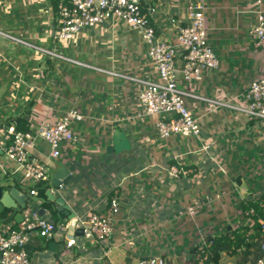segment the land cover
<instances>
[{"label":"crops","instance_id":"crops-1","mask_svg":"<svg viewBox=\"0 0 264 264\" xmlns=\"http://www.w3.org/2000/svg\"><path fill=\"white\" fill-rule=\"evenodd\" d=\"M198 1L206 7L208 41L220 67L206 72L198 83L186 84L178 75L177 84L200 97L238 100L251 82L264 77V51L254 46L250 35L256 12L260 9L264 15V0L261 7L253 0L146 3L155 9L152 16L162 36L175 43L177 27L187 25L188 5ZM53 2L0 0V146L8 143L7 129L12 126L8 121L32 103L26 117L29 131L43 120L77 110L83 120L73 124L76 139L61 147L57 159L48 158L49 147L43 142L32 153L49 163L51 193L56 170L66 161L79 163L73 179L58 189L76 220L106 211L114 195L119 211L105 242L91 245L74 236L75 245L67 247V221L54 202L48 198L50 210L45 200L28 195L33 184L0 154L2 192L16 188L28 198L24 221L34 206L46 209L57 221L52 235H32L31 264H137L154 256L168 264L187 263L191 249L207 231L215 234L229 228L226 219L237 199L231 197L227 179L244 181L245 164L258 157L251 130L259 126L233 110L189 98L186 105L201 128V138L160 140L155 124L162 117L140 115L142 86L137 80H159L140 33L125 24L106 25L59 42ZM177 61L182 63L180 52ZM114 125L125 132L131 149L107 154ZM206 145L208 149L203 148ZM172 166L189 173L172 179L167 175ZM246 178L247 183L253 180L249 172ZM4 213L0 229L19 225L10 217L11 210ZM220 264L234 263L224 258Z\"/></svg>","mask_w":264,"mask_h":264},{"label":"built area","instance_id":"built-area-1","mask_svg":"<svg viewBox=\"0 0 264 264\" xmlns=\"http://www.w3.org/2000/svg\"><path fill=\"white\" fill-rule=\"evenodd\" d=\"M261 7L262 0H253ZM206 7L200 1L187 7V25L176 29L175 43L162 36L153 18L154 8L147 6L146 0H57V23L55 39L59 42L72 41L79 33L98 27L125 24L138 31L148 46V57L154 64L159 80H137L142 89L138 95L141 116L162 117L155 124L160 140L172 136L201 138V128L186 105L189 98L200 99L216 108L233 110L256 123L264 130V77L251 82L244 93L237 98L214 100L200 97L181 88L177 84L178 75L186 84L201 82L208 71H216L220 60L208 41V25L205 18ZM257 20L251 26L250 35L256 48L264 51V15L259 9ZM0 35H3L0 33ZM52 56L55 53L44 51ZM181 53L182 63L177 61ZM83 120V116L75 109L64 112L56 119L43 120L35 131H15L11 126L7 129L9 142L0 146V154L23 171L26 182L34 187L38 183H49L51 168L48 162L41 161L33 155L40 142L49 147L48 158L57 159L61 147L75 141L74 122ZM208 149L209 146L203 147ZM188 171L177 166L168 169L167 175L178 179L187 175ZM30 196H37V190L31 188ZM119 211L118 197L114 195L109 208L101 213H94L83 220H77V227L82 229L83 241L94 245L101 244L110 238L114 217ZM253 211L250 213L252 214ZM247 213V216L250 215ZM249 220V219H248ZM247 221L246 223H249ZM56 226L51 225L31 213L29 218L15 228L7 231L0 229V264H31L27 244L37 232L42 237L52 235ZM213 236L201 242V247L210 245ZM74 238L67 240V247H73ZM264 253V243L262 244ZM203 263L204 258H190ZM137 264H168L163 257L143 258ZM256 264H264L260 259Z\"/></svg>","mask_w":264,"mask_h":264},{"label":"trees","instance_id":"trees-1","mask_svg":"<svg viewBox=\"0 0 264 264\" xmlns=\"http://www.w3.org/2000/svg\"><path fill=\"white\" fill-rule=\"evenodd\" d=\"M53 1L57 9V0ZM33 105L32 103L26 111L10 119L8 125H12L15 131H29V124L26 121V117ZM253 182L251 180L249 184L253 186ZM259 186L256 187L260 192L257 197L252 195L248 196L239 205L242 214L253 211L249 215V219L252 222L245 223L247 217L243 216L244 220L238 226L217 231L209 246L201 247V243H198L191 249V255H195L196 258L200 259L204 258L202 264H220L224 258H231L234 264H256L260 259H264V253L262 252V244L264 243V186L260 188ZM32 188L37 190V197L45 200L46 207L51 210L52 202L48 200L46 194L50 188L49 183H38ZM4 216L5 213L0 215L2 218ZM17 226L15 225V227ZM28 247L29 243L27 244V250ZM192 261L193 264H199L196 259Z\"/></svg>","mask_w":264,"mask_h":264},{"label":"water","instance_id":"water-1","mask_svg":"<svg viewBox=\"0 0 264 264\" xmlns=\"http://www.w3.org/2000/svg\"><path fill=\"white\" fill-rule=\"evenodd\" d=\"M113 128L111 144L106 147V153L119 154L130 150L131 144L125 132L118 129L117 125H114ZM78 166L79 163L76 161H66L63 163L56 170L51 181L52 193L50 191H47L46 193L49 200L54 202L56 211L63 216L65 221H67V224L65 225L67 239L74 238V236H82L83 231L82 229L76 227V216L65 203L58 189L67 185L73 179ZM27 200V196L25 194H20L16 188H11L7 192H2V189L0 188V213H4L6 210H11L10 217L17 224H21L24 221L22 212L27 208ZM32 213H36L40 219L47 221L51 225H57V221L52 217V215L42 207H32ZM62 225H64V223H62Z\"/></svg>","mask_w":264,"mask_h":264},{"label":"rangeland","instance_id":"rangeland-1","mask_svg":"<svg viewBox=\"0 0 264 264\" xmlns=\"http://www.w3.org/2000/svg\"><path fill=\"white\" fill-rule=\"evenodd\" d=\"M251 126L252 125H250V127ZM251 131L253 133V144L255 146V152H256V155L258 157L255 158V160H253V158H250V161L245 164V169H248V170H246L244 173H242V175L244 174L243 176L245 177V178L243 177L244 178L243 182L239 181V180H235V181L231 182L232 179L231 180L229 178L227 179L228 187L229 186L232 187L230 192H231V194L232 193L233 194L231 195V197H234L235 199H237L236 205H234V204L231 205V207L233 209L232 213H231L232 216L230 218L226 219L227 220L226 226H229V227H236L239 224H241L244 220L243 216L247 217L245 220V223L247 221H250L249 223L252 222L251 219H249L250 216H247L246 212L242 214V211L239 209V205H240V202L244 201L246 198H248V196L252 195V196L257 197V195H259L258 193H260V192H259V190H257L256 187L259 185H261V186H259V188L264 186V130L257 127V128H252ZM202 172H200L198 175H200V176L205 175L204 173L202 174ZM248 172L250 174L249 179H253V181H254L252 183L253 186H251V185H249V183H247L246 173L248 174ZM188 173H189V171L187 172V175H188ZM253 187L256 189H254ZM229 205H225V208L230 207ZM214 235L215 234H214L213 230L207 231L206 237L204 236L202 238L201 242L204 243L203 239L206 240V238L208 236L214 237ZM201 242H199V243H201ZM190 260L185 264H193Z\"/></svg>","mask_w":264,"mask_h":264}]
</instances>
